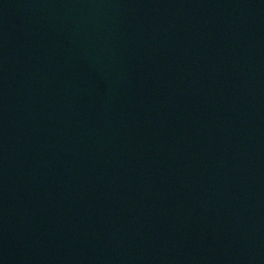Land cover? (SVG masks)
Returning a JSON list of instances; mask_svg holds the SVG:
<instances>
[{"label": "water", "instance_id": "obj_1", "mask_svg": "<svg viewBox=\"0 0 264 264\" xmlns=\"http://www.w3.org/2000/svg\"><path fill=\"white\" fill-rule=\"evenodd\" d=\"M0 264H264V0H0Z\"/></svg>", "mask_w": 264, "mask_h": 264}]
</instances>
